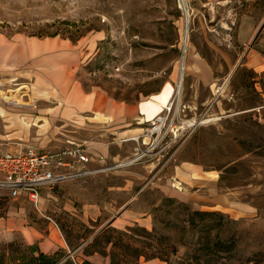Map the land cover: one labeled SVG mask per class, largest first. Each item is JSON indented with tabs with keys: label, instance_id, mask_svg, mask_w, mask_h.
Masks as SVG:
<instances>
[{
	"label": "rangeland",
	"instance_id": "rangeland-1",
	"mask_svg": "<svg viewBox=\"0 0 264 264\" xmlns=\"http://www.w3.org/2000/svg\"><path fill=\"white\" fill-rule=\"evenodd\" d=\"M185 2L188 25L180 0H0L1 31L81 44L84 85L135 106L134 134L111 145L105 159L103 147L88 149L97 166L114 167L42 189L50 218L41 220L58 224L64 250L78 261L264 264V25L257 34L264 0ZM248 15L256 33L242 43ZM183 60L181 93L169 105L171 132L154 154L130 162L150 143L139 103L167 83L177 88ZM91 138L80 131L76 142L89 148ZM186 161L202 176L198 186L187 184V199L176 173ZM91 204L102 208L95 219L84 210ZM122 208L91 248L107 253L86 255Z\"/></svg>",
	"mask_w": 264,
	"mask_h": 264
},
{
	"label": "crops",
	"instance_id": "crops-1",
	"mask_svg": "<svg viewBox=\"0 0 264 264\" xmlns=\"http://www.w3.org/2000/svg\"><path fill=\"white\" fill-rule=\"evenodd\" d=\"M253 27L250 16L244 17L239 30L242 43L253 38ZM83 56L82 45L69 38L0 30V92L10 90L19 94L27 88L29 97L24 99L35 104L14 106L0 99V153L27 146L59 151L77 143L78 132L91 131V141L86 140L88 149L95 152L97 147H103L104 152L99 155L105 159L111 145L134 134L138 128L132 127L135 106L117 101L101 88L86 87L79 75ZM99 135L105 137L100 144ZM95 156L92 163L96 166ZM176 173L184 184L183 196L187 195V184L198 186L202 177L201 170L187 161L177 167ZM44 204L42 197L39 211L25 196L12 198L0 190V243L21 239L47 254L65 249L67 242L58 224L41 220L50 218L42 212ZM88 207L91 219L101 215L100 205H85L84 210ZM125 210H118L112 223ZM137 219L143 225L149 224V217Z\"/></svg>",
	"mask_w": 264,
	"mask_h": 264
},
{
	"label": "built area",
	"instance_id": "built-area-1",
	"mask_svg": "<svg viewBox=\"0 0 264 264\" xmlns=\"http://www.w3.org/2000/svg\"><path fill=\"white\" fill-rule=\"evenodd\" d=\"M22 91L19 94L10 90L1 91L0 99L14 106L35 105L29 99H24L29 97L28 89L25 88ZM216 92L218 95L221 87H218ZM171 108L168 107L152 120L145 121L150 123L145 127V137L147 136L150 143L146 148L141 149L130 162L150 156L157 151L161 141L171 132L167 126ZM133 139L138 141L139 137L135 136ZM92 162L93 158L88 148L77 143L59 151L27 146L0 153V190L8 192L12 198L25 196L37 210L41 211L42 189L52 188L62 182L114 167L107 164L95 166Z\"/></svg>",
	"mask_w": 264,
	"mask_h": 264
},
{
	"label": "trees",
	"instance_id": "trees-1",
	"mask_svg": "<svg viewBox=\"0 0 264 264\" xmlns=\"http://www.w3.org/2000/svg\"><path fill=\"white\" fill-rule=\"evenodd\" d=\"M215 212H201L195 211L193 214H214ZM109 228V227H108ZM107 227H105L100 233H98L94 240L87 244L84 253L90 255L94 252H100L106 254V250L103 249H91L92 246L98 245L101 235L106 233ZM145 230V228H144ZM147 231V229H146ZM149 233V231H148ZM67 240L70 242L69 238ZM106 241L110 242V237H106ZM219 243H223L222 241ZM0 264H92L88 259L81 261L76 260L68 254L64 249H60L53 254H47L42 252L36 245H27L17 240L10 242L0 243ZM114 264V260H112ZM138 264V263H136Z\"/></svg>",
	"mask_w": 264,
	"mask_h": 264
},
{
	"label": "bare ground",
	"instance_id": "bare-ground-1",
	"mask_svg": "<svg viewBox=\"0 0 264 264\" xmlns=\"http://www.w3.org/2000/svg\"><path fill=\"white\" fill-rule=\"evenodd\" d=\"M180 5L186 14V25L189 23V18L187 14V5L185 0H180ZM188 33V32H187ZM187 33L185 37L186 45L188 42ZM185 59V58H184ZM184 60L182 61L178 86L177 88L171 83H167L161 91L151 94L148 98L142 100L139 103L138 109L140 113L146 118V121L152 120L156 115L162 112L164 109L168 108L172 103L174 96L181 93L182 81L184 77ZM195 124V123H194ZM42 202V199H41Z\"/></svg>",
	"mask_w": 264,
	"mask_h": 264
},
{
	"label": "water",
	"instance_id": "water-1",
	"mask_svg": "<svg viewBox=\"0 0 264 264\" xmlns=\"http://www.w3.org/2000/svg\"><path fill=\"white\" fill-rule=\"evenodd\" d=\"M263 25H264V22H262V24L260 25V28H259V30L257 31V34L259 33V31L261 30V28L263 27ZM256 34V35H257ZM115 218V216L114 217H112L111 219H109L104 225H103V227H105L106 225H109V224H111L112 222H113V219Z\"/></svg>",
	"mask_w": 264,
	"mask_h": 264
}]
</instances>
